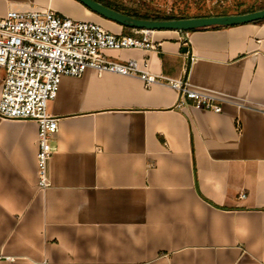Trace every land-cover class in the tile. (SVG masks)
I'll return each instance as SVG.
<instances>
[{"label": "crops", "instance_id": "crops-1", "mask_svg": "<svg viewBox=\"0 0 264 264\" xmlns=\"http://www.w3.org/2000/svg\"><path fill=\"white\" fill-rule=\"evenodd\" d=\"M32 7L132 31L76 0H0V16ZM148 37L104 54L186 78L220 111L137 76H62L44 188L37 124L0 119V264H264V19Z\"/></svg>", "mask_w": 264, "mask_h": 264}, {"label": "built area", "instance_id": "built-area-1", "mask_svg": "<svg viewBox=\"0 0 264 264\" xmlns=\"http://www.w3.org/2000/svg\"><path fill=\"white\" fill-rule=\"evenodd\" d=\"M134 35L114 34L100 25L74 19L51 9L9 8L0 16V68L4 76L0 92V119L30 120L37 124L36 165L38 186L46 187L47 164L53 153L51 141L58 117L48 111L62 76L79 77L86 69L137 76L145 87L164 83L178 94L177 106L189 100L215 112L220 105L212 97L190 87L186 78L171 79L140 69L133 59L117 62L104 51L153 49L148 30L132 29ZM139 33V35H137ZM264 121V111L262 112ZM244 194L241 193L240 197Z\"/></svg>", "mask_w": 264, "mask_h": 264}, {"label": "water", "instance_id": "water-1", "mask_svg": "<svg viewBox=\"0 0 264 264\" xmlns=\"http://www.w3.org/2000/svg\"><path fill=\"white\" fill-rule=\"evenodd\" d=\"M91 12L125 28L139 30L188 31L208 27H225L264 19V8L241 14L214 15L169 20L142 19L129 16L104 6L96 0H76Z\"/></svg>", "mask_w": 264, "mask_h": 264}, {"label": "rangeland", "instance_id": "rangeland-1", "mask_svg": "<svg viewBox=\"0 0 264 264\" xmlns=\"http://www.w3.org/2000/svg\"><path fill=\"white\" fill-rule=\"evenodd\" d=\"M124 9L151 16H195L234 14L258 10L264 0H103ZM127 35H134L128 30Z\"/></svg>", "mask_w": 264, "mask_h": 264}, {"label": "trees", "instance_id": "trees-1", "mask_svg": "<svg viewBox=\"0 0 264 264\" xmlns=\"http://www.w3.org/2000/svg\"><path fill=\"white\" fill-rule=\"evenodd\" d=\"M96 1H98L101 4H103L106 7H109L111 9H113V10L118 11V12L127 14V15L132 16V17H136V18H142V19L169 20V19H180V18H191V17L214 16V15H211V14L195 15V16H173V15H171V16H151V15H148V14H141V13H138V12H135V11L124 9V8L114 4V3L106 2V1H103V0H96ZM262 8H264V5L262 7H260L259 9H262ZM254 10L255 9L244 11V12H240V13H234V14H241V13L251 12V11H254ZM217 15H228V14L223 13V14H217ZM211 28H218V27H211ZM127 29H130V28H127Z\"/></svg>", "mask_w": 264, "mask_h": 264}]
</instances>
